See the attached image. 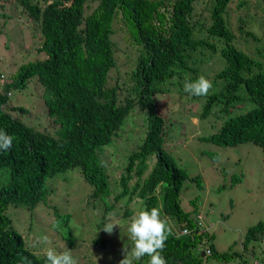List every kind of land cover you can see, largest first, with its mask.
Returning a JSON list of instances; mask_svg holds the SVG:
<instances>
[{
	"label": "trees",
	"instance_id": "trees-1",
	"mask_svg": "<svg viewBox=\"0 0 264 264\" xmlns=\"http://www.w3.org/2000/svg\"><path fill=\"white\" fill-rule=\"evenodd\" d=\"M7 29L15 31L13 49L19 48V57L22 52L28 59L9 77L8 66L0 63L6 66L0 70V129L14 137L12 147L0 151V168L8 172L0 185V264H25L24 257L31 264H46V248L32 253L5 211L8 205L31 211L44 204L46 179L71 168H77L91 187L78 209L86 212L82 225L99 232L93 253L106 252L116 235L128 240L124 248L129 243L131 248L128 224L131 207H136L130 202L138 199L148 208L162 207L173 229L187 224L189 234L166 241L162 254L168 264H204L192 248L212 237L205 231L197 234V196L188 200L190 210L179 204L182 182L189 179L197 188L201 182L198 176L188 177L164 150L167 121L187 114L185 96H196L184 91L183 81L195 80L201 71L208 78L202 65L217 53L221 67L208 78L212 88L199 98L200 109L190 117L196 122L210 115L208 123L218 127L198 139L217 147L251 143L264 152V69L257 60L264 59V0H0V35ZM22 31L31 40L26 49L18 40ZM117 35L127 48L126 61L136 53L133 67L120 79L113 42ZM26 86L34 91L36 104L28 110L10 103V93L26 94ZM34 107L39 113H32ZM136 111L144 134L127 154L118 178L110 180L98 156ZM240 181L241 176L232 175L229 187ZM68 207L72 202L66 198ZM58 211L53 218L67 227L70 214ZM24 217L27 214L20 213L16 222L26 227ZM37 220H42L39 213ZM109 222L120 225L112 235L102 228ZM42 226L52 247L72 250L71 228L62 232L53 230L52 223ZM258 233L264 236L262 221L246 230L239 252L230 246L222 252L211 247L206 259L246 264L242 254L248 239ZM72 255L78 264H86L80 251ZM148 259L136 264H147Z\"/></svg>",
	"mask_w": 264,
	"mask_h": 264
},
{
	"label": "rangeland",
	"instance_id": "rangeland-1",
	"mask_svg": "<svg viewBox=\"0 0 264 264\" xmlns=\"http://www.w3.org/2000/svg\"><path fill=\"white\" fill-rule=\"evenodd\" d=\"M14 32V29H7L0 35V63L8 66L7 72H10V74L7 77L14 72L19 63L28 59L23 56L22 52H20L21 57H19V48L13 49L15 44L11 41L15 37ZM18 40L23 49L29 47L31 42L25 31H22ZM113 42L117 46L116 53L119 54V58H116L115 67L116 72L120 75V77H117L120 79L125 71L133 67L136 53H130L129 59L126 61L123 53L127 51V48L120 40V35L113 37ZM247 44L248 47H254L255 45V43ZM257 60L261 61L264 69V59L259 58ZM6 66L1 65L0 70L3 71ZM220 67V59L218 54L215 53L202 65V70L208 78H211ZM113 73L110 74L109 85L114 82L115 75ZM199 74L202 75V71ZM32 86L36 87L34 84ZM24 91L26 94L11 92L10 103L28 110L35 103L34 91L27 86ZM200 97L185 96L188 107L185 106L184 111L187 114L182 115L177 120L173 117L171 122L167 121L166 132L168 133L164 137L163 148L174 158L176 164L185 171L188 177L198 176L202 185L200 189H197L195 183L189 179L182 182L179 190L181 208L190 210L188 200L197 196L196 203H199V212L203 216L202 224L207 226L208 231L213 234V248L218 252H222L230 246L233 251H238L245 230L257 222H264V152L251 143L217 147L199 140V137L216 132L218 127L208 123L213 119L210 115L196 122L191 120V113L196 115L200 109ZM32 113H39L38 108L34 107ZM169 115L172 116V113ZM19 116L24 119L27 118V114ZM33 116L31 115V117ZM217 123L219 122L217 121ZM143 134V127L140 126V114L136 111L128 117L122 129L119 133H116V137L112 138V142L103 146L98 159L100 158L103 163L110 180L118 178L122 172L127 154L136 148L139 143L138 139ZM232 175L241 176V181L230 188L229 183ZM7 177V170L0 168V185L7 181ZM222 185L225 188L221 189ZM45 189L47 190L46 204L49 203L50 207L58 209L62 213H69L70 223L76 226L74 229L71 228L75 239L71 251L75 256L77 251H80L84 255L86 264H113L121 257L125 242L128 243V240L122 235L121 237L116 235L115 241L108 249L106 248V252L103 250L100 254L93 253L98 248L93 239L96 236L98 238L99 232L96 233L97 230H94V226L82 225L86 212L78 209L82 200L90 194L91 187L82 179L77 168L59 172L47 178ZM66 198L71 200L72 207L65 208ZM137 201L139 200L133 199L130 202V206L134 205L136 210ZM46 204L41 207L40 204L36 205L31 211L24 209L22 206L8 205L5 211L7 217L12 221L13 227L14 223L17 225L14 227L15 230L22 235L26 246L35 255L41 253L42 247H48V245L38 242L42 236L47 235L46 229L37 220L38 212L40 211L41 215L48 217L47 225L52 223V220H56L53 219L51 213L54 210H50ZM131 210L136 211L132 207ZM20 213L27 214V217H24L26 227L21 223V220H19V223L16 222ZM87 213L90 215L89 211ZM30 226L31 229H27ZM109 235H112V232ZM207 245V242L202 241L197 245L196 250L202 251ZM247 248L248 250L254 249V258L264 259V238L249 243ZM44 251L45 249H43ZM99 255H101L99 262L95 261L94 258L99 257ZM243 256L244 259H250L245 254H242ZM234 261L219 262L218 264H233ZM209 264H214V262Z\"/></svg>",
	"mask_w": 264,
	"mask_h": 264
},
{
	"label": "clouds",
	"instance_id": "clouds-1",
	"mask_svg": "<svg viewBox=\"0 0 264 264\" xmlns=\"http://www.w3.org/2000/svg\"><path fill=\"white\" fill-rule=\"evenodd\" d=\"M12 41H14V38L12 39ZM126 52L123 53V56ZM9 74L10 72L8 73V75ZM0 81H3V77L1 76H0ZM183 88L185 92L190 93L192 96H206L209 93V90L212 88V82L208 78H206L204 75H200L195 80H190L186 78L184 81ZM193 122H195V119L193 120ZM13 140H14V137L12 135L8 134L3 129H0V151H8L13 145ZM201 187L202 185L200 186V188ZM200 188H197V189H200ZM39 204L37 205L41 207L42 205L46 204V201L44 204L42 203H39ZM54 211H57L58 213H60L58 210H54ZM54 211L51 212L52 215ZM38 213L40 214V211ZM131 215L132 217L128 224V233H129V239L131 241V248H128L130 243L126 244L127 247L123 249L124 255H123V258L119 261V264H136V262L140 261L145 256L149 258L147 261V264H168L166 258L164 257L162 253L166 246V241L168 240L169 236L174 235L175 237H177L178 235H186L190 233V231L186 227L187 224L185 222H181L180 224L174 226V229H173V225L170 223L168 217L163 214L162 207L154 206V207L148 208L147 206L144 205L143 200L137 201V210L133 212ZM195 218L197 220L196 229L199 230L197 234H200L201 231H205L206 232L205 236H211L213 240V234L208 231L207 226L202 224L201 220L203 219V216L200 214V212L196 215ZM48 220L49 219L47 216L42 215L41 224L42 225L47 224ZM256 224L248 227L247 229L251 230L253 228H256ZM114 226L120 227V225L116 222H109V223L104 224L102 228L106 233L111 234ZM75 227L76 226L72 223H69V225L65 227L63 225L62 220H54L52 222V229L59 230L62 232L68 231L69 228L74 229ZM245 232L241 239L242 243L245 239L244 238ZM259 234L260 233L256 234V237L254 239H248L250 240L248 241V244L253 241H260L262 238H264V236L259 238ZM212 240L207 241L208 245L202 251L196 250L197 245H199L200 243L197 244L196 247L192 248L195 252L194 257L195 258L200 257V259L203 260L204 264H206V262L207 264L213 263L214 261L213 259H211L212 261L209 259H206V255H210V248L211 247L213 248ZM62 241L63 243H65L63 239ZM38 242L48 245V247H46L44 251L46 264H78L77 259L72 255V251L70 249L62 250L61 248V250H57V248L52 247L51 240L49 239L47 235L42 236ZM242 243H241V246H242ZM209 245L211 246L209 247ZM109 247L110 246L107 245V247H105V250L106 248L108 249ZM65 248L67 247L65 246ZM253 252H254L253 248H251V250H248V248H246L245 254L249 256L250 259H247V261H244V262H246V264H264V259L259 260V261H257L258 259H256V261L254 260ZM41 253H38V254H41ZM24 261H25V264H31V261L28 260L27 257H24ZM216 263L218 264L219 262H216Z\"/></svg>",
	"mask_w": 264,
	"mask_h": 264
}]
</instances>
